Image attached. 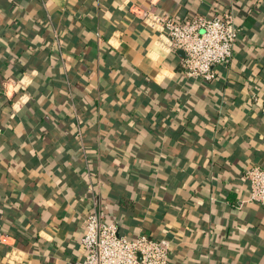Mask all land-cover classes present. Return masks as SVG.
Here are the masks:
<instances>
[{"label": "crops", "instance_id": "0c3cea01", "mask_svg": "<svg viewBox=\"0 0 264 264\" xmlns=\"http://www.w3.org/2000/svg\"><path fill=\"white\" fill-rule=\"evenodd\" d=\"M234 11L233 57L187 78L130 12ZM80 121L82 139L76 134ZM264 0H0V264H73L91 202L171 264H264Z\"/></svg>", "mask_w": 264, "mask_h": 264}, {"label": "built area", "instance_id": "2783aa9c", "mask_svg": "<svg viewBox=\"0 0 264 264\" xmlns=\"http://www.w3.org/2000/svg\"><path fill=\"white\" fill-rule=\"evenodd\" d=\"M130 12L148 27L161 32L172 51L184 54L181 67L183 75L189 79L210 82L216 76L214 67L233 57L240 32L233 10L221 16L196 15L184 21L160 15L155 9L140 4H133ZM76 134L82 139L78 118ZM244 177L248 186L247 202L264 207V166L247 169ZM90 205L81 239L83 254L73 264H171L173 242L170 239L153 240L146 235L129 239L120 233L116 222L104 221L103 209L97 199Z\"/></svg>", "mask_w": 264, "mask_h": 264}]
</instances>
